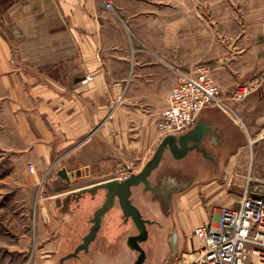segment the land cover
<instances>
[{
	"label": "crops",
	"instance_id": "1",
	"mask_svg": "<svg viewBox=\"0 0 264 264\" xmlns=\"http://www.w3.org/2000/svg\"><path fill=\"white\" fill-rule=\"evenodd\" d=\"M110 1L111 10L105 8L104 0H0V149L7 156L19 158V163L34 167V184L45 179L42 219L33 240L34 258L49 264H60L73 253L74 243L88 233L93 213L106 203L104 189L86 191L81 196L78 192L117 180V172L122 167L131 168L141 155L146 160L136 172L140 173L165 138L189 135L186 145L192 149L180 159L165 151L151 175L179 182L177 187L181 186L183 195L211 181L212 175H220V166L231 161L235 149L242 146L236 136L237 125L218 109L207 107L181 134L158 139L151 128L146 131L150 133L147 150L141 147L142 138L123 148L116 110L106 118L123 85L129 84L132 99L164 101L163 111L178 79L176 83L173 79L175 86L171 88L169 65L158 60L148 45L137 42L132 26L129 31L136 43L130 40L123 18L115 13ZM255 24L257 35L252 39L256 40L242 49L264 52V24ZM249 36L248 31L245 38ZM85 78L88 81L82 83ZM214 80L230 101L238 82L225 85L221 78ZM231 104L251 132L264 130V81L243 101ZM61 168L81 171V176L68 183L57 174ZM141 191L149 192L142 187L131 189L130 200L136 207V194ZM171 214L152 217L153 222H162L165 227L162 234H156L161 246L158 241L154 244L152 264H173L179 253L182 238L175 231L172 246L171 232L177 225ZM207 220L200 216L187 228L201 226ZM131 222L115 201L102 215L87 251L65 259L63 264H121L126 253L135 264L138 254L128 239L138 231ZM142 244L145 261L147 251ZM172 247L178 251L173 257ZM192 247L190 251L198 250L194 238Z\"/></svg>",
	"mask_w": 264,
	"mask_h": 264
},
{
	"label": "rangeland",
	"instance_id": "2",
	"mask_svg": "<svg viewBox=\"0 0 264 264\" xmlns=\"http://www.w3.org/2000/svg\"><path fill=\"white\" fill-rule=\"evenodd\" d=\"M113 3L115 13L123 18L130 40L136 43L129 31L132 26L137 33V42L148 45L158 60L169 65L171 88L175 86H172L173 79L176 83L180 75L192 73L198 65L207 67L211 78H221L225 85H230L231 81L241 85L256 78L260 86L263 83L264 52L242 48H247V44H253L256 40L252 39L254 34L257 35L255 23L264 24V0H113ZM248 23L251 24L249 29ZM248 31L250 36L245 38ZM243 39L244 44L241 43ZM161 87L160 84L159 89ZM222 96L226 99L223 92ZM229 98L228 105L236 116L232 117L238 127L236 136L242 146L235 149L233 157L229 158L231 161L220 166V175H212L211 181L190 190L184 180L183 184L187 186L185 190H188L184 195L181 186L177 187L179 182L166 181L164 175H153L151 183L159 185L164 192H137L135 204L141 210L149 232L148 241L141 243L147 251V258L142 264H152V250L155 249L153 237L160 232V228L154 226L155 222L150 219L156 214L162 217L164 213H173L171 215H174L177 225L174 231L182 238L173 264H184L187 257H195V252L190 251L193 248L194 227L187 228L191 220H199L200 216L213 217L222 206L234 207L245 193L264 202V130L251 132L231 104L240 103L246 97L238 102L231 99V94ZM113 103L106 118L108 120L116 110L121 123L123 148H129L132 141L142 138L141 147L147 150L145 145L150 133L146 131L151 128L160 138L156 122L164 101L156 98L132 99L127 83ZM18 160L17 157L5 155L0 149V264H49L34 258L36 245L33 239L38 234L37 224L42 219L40 210L44 186L34 184L33 175L25 171L28 165ZM145 160L140 155L133 161L131 169L135 174ZM127 169L122 167L116 176ZM167 192L170 195L164 201ZM130 226H134L133 222ZM133 260L126 253L119 262L133 264Z\"/></svg>",
	"mask_w": 264,
	"mask_h": 264
},
{
	"label": "built area",
	"instance_id": "3",
	"mask_svg": "<svg viewBox=\"0 0 264 264\" xmlns=\"http://www.w3.org/2000/svg\"><path fill=\"white\" fill-rule=\"evenodd\" d=\"M104 6L111 10L112 2L104 0ZM261 78L264 80V73ZM87 81L85 78L82 83ZM259 87L258 78L238 85L231 93V99L238 102ZM227 101L221 87L211 78L209 69L198 65L192 73L180 75L170 92L167 107L156 122L159 137L185 132L207 107L218 109L230 119L236 117ZM28 171L33 174L35 169L28 165ZM132 175L135 172L128 168L117 180ZM44 181L36 184L42 187ZM192 236L198 243V250L193 261L184 264H264V202L245 193L236 206L220 207L205 224L195 227Z\"/></svg>",
	"mask_w": 264,
	"mask_h": 264
},
{
	"label": "water",
	"instance_id": "4",
	"mask_svg": "<svg viewBox=\"0 0 264 264\" xmlns=\"http://www.w3.org/2000/svg\"><path fill=\"white\" fill-rule=\"evenodd\" d=\"M188 136L189 135H183L180 137L169 136L165 138L159 145L153 159L142 169L140 173L132 175L122 181L112 180L103 184H99L92 189L79 191V196H81L86 191L94 193L99 188L104 189L107 200L102 207L93 213L90 221L91 226L88 233L80 238L79 242L74 243L73 253L62 259L60 264H63L65 259L76 256L80 251H87L89 244L97 235V231L101 224L102 215L114 206L115 201H117V204L123 214L132 218V221L137 228L138 235L130 237L128 241L132 249L138 254L135 264H142L145 259V252L141 248L140 244L145 241L147 237V229L144 225L140 210L130 200L131 189H138L139 187H142L145 189V191L149 192H164V190L160 189V187L152 185L150 178L153 175L151 174L153 172L155 173V171L158 169L165 151H169L174 159H180L192 149V147L186 145L187 141L189 140ZM57 174L60 178L69 183L79 178L81 176V171L67 172L65 168H61Z\"/></svg>",
	"mask_w": 264,
	"mask_h": 264
},
{
	"label": "flooded vegetation",
	"instance_id": "5",
	"mask_svg": "<svg viewBox=\"0 0 264 264\" xmlns=\"http://www.w3.org/2000/svg\"><path fill=\"white\" fill-rule=\"evenodd\" d=\"M151 193L157 194V192H151ZM166 198H167V196L165 195V196H164V201H166ZM167 199H168V198H167ZM138 209H139V208H138ZM140 212H141V210H140ZM141 215H142V213H141ZM150 221L153 222L152 218L150 219ZM132 222H133V221H132ZM158 223H159V224H158ZM158 223H157V222L154 223V226H157V227L160 228V232H159V234H161V233L164 232V228H165V227L163 226L162 222H161V223L158 222ZM133 225H134L133 228H135V229L137 230V228H136L134 222H133ZM144 225H145V224H144ZM174 232H175V231H174V229H173L172 232H171V234H172V236H171V238H172V239H171L172 246H173V244L175 243V240H176V235H175L176 233L174 234ZM159 234H158L157 236H156V234H155L154 237H153V238H154V240H153V241H154V244L156 243V245H157V242H156V241H158V239L160 240V238H159ZM136 235H138V233H137ZM155 236H156V237H155ZM147 239H149V232H148V230H147V237H146V240H147ZM158 243H159V241H158ZM158 245H160V243H159ZM160 246H161V245H160ZM171 250H172V251H171V257H173V255H176L178 251H176V249H174V247H172ZM171 257H170V258H171ZM170 258H169V259H170ZM173 262H174V261H173Z\"/></svg>",
	"mask_w": 264,
	"mask_h": 264
},
{
	"label": "bare ground",
	"instance_id": "6",
	"mask_svg": "<svg viewBox=\"0 0 264 264\" xmlns=\"http://www.w3.org/2000/svg\"><path fill=\"white\" fill-rule=\"evenodd\" d=\"M129 169H131V168H129ZM193 259H194V257H192V256H191V257H187V259H186V263H187V262H190V261H193Z\"/></svg>",
	"mask_w": 264,
	"mask_h": 264
}]
</instances>
